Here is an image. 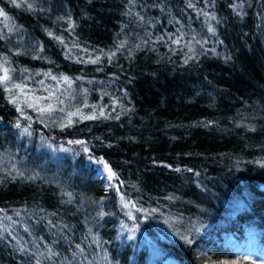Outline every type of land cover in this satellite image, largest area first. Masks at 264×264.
Returning <instances> with one entry per match:
<instances>
[{"label":"trees","instance_id":"obj_1","mask_svg":"<svg viewBox=\"0 0 264 264\" xmlns=\"http://www.w3.org/2000/svg\"><path fill=\"white\" fill-rule=\"evenodd\" d=\"M248 231L264 0H0V264H261Z\"/></svg>","mask_w":264,"mask_h":264},{"label":"rangeland","instance_id":"obj_2","mask_svg":"<svg viewBox=\"0 0 264 264\" xmlns=\"http://www.w3.org/2000/svg\"><path fill=\"white\" fill-rule=\"evenodd\" d=\"M97 177H102L101 170H98ZM247 236H250V239L248 242L244 243V249L246 252L250 253L248 254V257L253 259L254 261H257L261 264H264V247H260V237L259 235L254 231H248L246 233ZM232 240V238H231ZM242 244H238L237 248L241 249ZM164 264H176V262H164Z\"/></svg>","mask_w":264,"mask_h":264},{"label":"snow or ice","instance_id":"obj_3","mask_svg":"<svg viewBox=\"0 0 264 264\" xmlns=\"http://www.w3.org/2000/svg\"><path fill=\"white\" fill-rule=\"evenodd\" d=\"M210 31H212V29H210ZM2 79H3L4 81H7V80L9 79L7 73H5V75L3 76ZM65 79H67V78H65ZM17 87H19V86H17ZM13 103H15V101H13ZM49 108H51V106H49ZM44 111H45V109H41V112H42V113H43ZM101 114H103V113H101ZM72 115H76V114L73 113ZM84 118H86V119H93V118H95V117L93 116V117H84ZM17 127H19V125H17ZM25 132H27V129H25ZM85 150H87V149H85ZM105 167L107 168L108 166L105 165ZM108 172H109V178L111 179L112 176H113L114 174L111 172L110 169H108ZM125 207H127V204H125ZM249 264H251V262H249Z\"/></svg>","mask_w":264,"mask_h":264}]
</instances>
